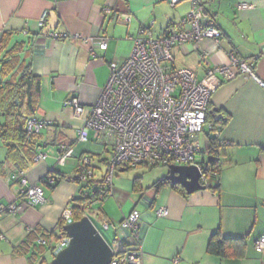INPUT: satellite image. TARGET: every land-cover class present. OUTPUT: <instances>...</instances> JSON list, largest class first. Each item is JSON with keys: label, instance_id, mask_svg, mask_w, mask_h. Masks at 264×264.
Returning <instances> with one entry per match:
<instances>
[{"label": "crops", "instance_id": "obj_1", "mask_svg": "<svg viewBox=\"0 0 264 264\" xmlns=\"http://www.w3.org/2000/svg\"><path fill=\"white\" fill-rule=\"evenodd\" d=\"M200 1L208 21L221 32L220 44L216 50L210 48L204 60L201 55L209 41L199 46L192 42L174 46V66L194 71L200 80L207 68L228 63V55L233 52L264 82V0ZM243 3L250 6L243 8ZM191 9V0L174 5L169 0H0V38L5 32L9 34L0 59L6 50L20 45L16 64L28 68L40 80L32 116L50 122L39 132L44 160L27 161L18 153H10L0 138V206L20 202L21 183L12 179L20 166L28 183L43 187L45 198L22 212L0 214V264H48L52 259L50 247L58 240L55 235H60L62 212L73 207L79 193L87 195L83 186L67 179L80 161L78 154L88 153L95 169L89 185L95 188L88 196L94 197L103 187V173L97 180L95 177L100 163L108 159L97 155L105 150L104 145L95 141L100 147L90 152L76 149V132L85 115L64 106L66 98L75 96L83 106L93 105L107 82L109 63L122 62L130 55L132 39L162 38L165 30L179 23ZM122 15H129L130 21L123 22ZM53 33L85 37L100 34L108 41L104 50L95 49L93 54L87 44L51 37ZM207 108L225 117L219 131L225 144L217 149L220 167L217 179L211 182L213 188L185 196L169 185L155 186L167 174L163 169L148 168L145 175L136 174L131 179L118 174L129 169L118 168L107 197H114L120 214L111 209L115 202L105 203L107 197L91 210L98 212L96 218L101 215L100 219L112 226L113 250H123L135 241L119 223L137 209L140 264H173L174 258L176 264H264V249H255L258 238L264 236V87L245 74L222 80L211 93ZM207 134L200 140L203 151ZM90 137L95 139V132ZM70 144L76 154L59 165L60 146ZM160 207L168 210L166 216L157 214ZM214 232L221 237L240 238L242 242L234 247L239 253L228 257L210 254L207 248ZM42 240L47 242L39 243Z\"/></svg>", "mask_w": 264, "mask_h": 264}, {"label": "built area", "instance_id": "obj_2", "mask_svg": "<svg viewBox=\"0 0 264 264\" xmlns=\"http://www.w3.org/2000/svg\"><path fill=\"white\" fill-rule=\"evenodd\" d=\"M171 5L180 0H169ZM192 9L179 22L170 25L162 38L136 37L133 40L130 55L122 62L109 63V76L101 89L95 103L89 107L83 106L77 97L68 96L64 106L71 107L77 115H85L84 123L77 129L76 139L88 142L90 132H95V141L104 145L109 152L105 164L101 189L91 198L90 206L104 200L111 194V186L118 168H153L170 165H195L200 170V181L209 186L204 167L208 160V151L201 149V136L206 131L213 134L217 145L225 142L219 138L221 128L213 127L206 122V111L211 93L220 85L222 80H230L237 75H248L256 80L261 87L264 82L257 78L248 63L229 53L228 63H220L206 69L204 76L198 80L194 71L174 66L172 48L187 42L199 46L209 41L208 49L201 55L206 59L207 53L216 50L221 41V32L208 23L204 9L198 0H191ZM250 5L241 4L247 8ZM45 12L42 14L43 21ZM123 22H129V15L120 16ZM54 38L76 39L88 45L91 53L95 49H105L107 37L103 35L82 36L79 34L64 35L50 34ZM222 117L219 113L215 121ZM50 122L43 118L29 117L25 128L29 134L39 133L47 128ZM57 163L63 165L66 158L74 155L72 147L60 146ZM203 154L202 160L196 159V154ZM46 154L39 152L34 161L44 160ZM87 158L80 161L79 171L74 172L68 180L75 181L90 179L92 170L86 169ZM21 188L18 192L19 203L0 206L1 213L16 214L30 206L45 201L44 189L39 184L28 183L20 171ZM17 175V177H18ZM216 175V173H213ZM15 177H12V179ZM168 210L160 207L157 214L166 216ZM139 211L132 209L120 221L119 227L128 231L135 241L123 250L113 251L109 264H140L139 257ZM62 221L68 224L73 219L72 206L67 207L61 215ZM105 228L107 224L105 223ZM2 235L0 233V239ZM64 235L52 246L57 253L68 244ZM40 243L44 244L45 240ZM256 251L264 249V236L255 243ZM177 258L173 259V264Z\"/></svg>", "mask_w": 264, "mask_h": 264}, {"label": "trees", "instance_id": "obj_3", "mask_svg": "<svg viewBox=\"0 0 264 264\" xmlns=\"http://www.w3.org/2000/svg\"><path fill=\"white\" fill-rule=\"evenodd\" d=\"M202 8L204 9V12L207 17V11L203 7L200 0H198ZM208 21V19H207ZM208 23H210L208 21ZM9 38L8 33H3L0 38V51L5 47V44ZM20 48V45L9 48L6 50V52L3 54L2 58L0 59V138L5 143V146L10 153H18L23 156V158L27 161H34V157L39 152L40 147L42 146L40 143V134L39 133H32L29 134L25 128L26 121L29 117H32L34 112L36 111L37 107V99L40 91V80L39 77L34 76L31 74L28 68L16 64V58L15 54L18 52ZM215 116L213 112L206 111V122L208 124H211L212 129L213 127L221 128L222 124L225 121V117L222 114V117L218 118L217 121H215ZM209 133V131H206ZM208 135V141H207V147L204 151H208L209 154L208 158L210 157L211 160H207V163L204 167L205 174H210V181L213 179H217L220 163L218 159L216 158V153L219 145L216 144L215 139L216 137L209 133ZM69 147H73L72 144L67 145ZM60 150V148H59ZM106 151V149L104 150ZM81 155L80 161L82 162L83 158L88 159V163L85 165L86 169L92 170L93 176L90 179L81 180L76 179L74 177V182L79 184L80 186H86L92 183L94 176H95V169L94 165H92L91 162V156H89L88 153L85 152ZM97 155H100L97 153ZM104 162V159H102ZM80 161L75 168V171L78 172ZM105 162H107V159H105ZM106 164V163H105ZM124 169H131V168H124ZM24 167L20 166L17 169V173L14 175V177H17L20 171L23 172ZM104 173V171H103ZM213 173H216V175H213ZM24 177V176H23ZM22 176H18L17 178H13L14 180H17L20 182V179ZM103 178V174H102ZM102 178L101 181L102 182ZM44 183H46L48 180L44 178L42 180ZM209 187L213 188V184L208 181ZM169 185L173 189L181 192L183 195H188V193L177 184H171L165 177H162L158 181L155 182V186L161 187ZM217 187V186H216ZM214 189H216L214 187ZM97 194V193H95ZM93 198V197H92ZM91 197L86 196L82 192L79 193L78 197L74 198V203L72 207L73 212V219L78 220L81 217H83L85 214L87 215V212L93 208V206H90L89 203L91 202ZM64 223L62 221V218L60 219V223L58 226V230L60 232V235H55L56 239L61 238L62 236L66 235L64 230ZM45 242H47L45 240ZM240 243L239 239L236 238H227V237H221L219 235V232H214L210 238L209 244H208V252L210 254H213L218 257H228L233 255H237L239 251L234 250V247H236V243ZM40 243V242H39ZM37 242V245H39ZM52 248V246L50 247ZM233 250V251H232ZM52 251V257L54 255L53 250ZM33 264V263H32Z\"/></svg>", "mask_w": 264, "mask_h": 264}, {"label": "water", "instance_id": "obj_4", "mask_svg": "<svg viewBox=\"0 0 264 264\" xmlns=\"http://www.w3.org/2000/svg\"><path fill=\"white\" fill-rule=\"evenodd\" d=\"M211 158H208V161ZM201 172L195 165H170L165 178L180 185L188 194L206 188L200 181ZM68 244L55 253L48 264H109L112 247L105 241L89 216L84 215L63 227Z\"/></svg>", "mask_w": 264, "mask_h": 264}, {"label": "rangeland", "instance_id": "obj_5", "mask_svg": "<svg viewBox=\"0 0 264 264\" xmlns=\"http://www.w3.org/2000/svg\"><path fill=\"white\" fill-rule=\"evenodd\" d=\"M90 134H93V132L91 131L90 132ZM75 145H76V149L78 150V151H81V150H86V151H88V152H90L91 150H93V149H95V148H97V147H100L96 142H95V139H92L91 137L89 138V141L88 142H85V143H83V142H79V141H77V139H76V143H75ZM106 150H109L108 148L106 149ZM95 152H98V151H95ZM109 152H107V151H102V149L100 150V157H105V158H108L109 156ZM203 154H200V153H198V154H196V159L197 160H202V158H203V156H202ZM94 163V162H93ZM100 169H98L97 170V173H96V176H100L102 173H103V171H104V169H105V164H103V163H100ZM138 168V167H137ZM140 168V167H139ZM148 168H146L145 167V169L143 168V169H135V168H132V169H129V170H125V171H123V172H119L118 174H127V175H129L130 176V178L132 179V178H134V176L136 175V174H143L144 173V175L146 174V173H148L149 171H145V170H147ZM151 169H153V170H158V169H163V171L165 172H167L168 171V167H165V166H157V167H153V168H151ZM149 170V169H148ZM115 173H117V172H115ZM167 175V174H166ZM165 175V176H166ZM99 176L98 177H95V180H97V178H99ZM144 178H146V176H144ZM212 182V180L210 181V175L208 176V179H207V182ZM76 185L77 186H80L79 184H77L76 183ZM90 185V184H89ZM89 185H86V186H83V189H84V192L87 194V195H89L90 193H92L93 191H90L92 188H95L94 186H92V187H89ZM86 195V196H87ZM115 202V199H114V197H107V199L105 200V203H107V205H112L113 203ZM116 204V205H115ZM115 206L114 207H111V209L113 210V211H115L116 212V214L118 215V214H120V211H119V209H118V203H116L115 202ZM96 205V204H95ZM94 205V206H95ZM97 206V205H96ZM95 206V207H96ZM98 212L97 211H93V212H91V211H88L87 212V215L89 216V218L91 219V221L93 222V224L95 225V227L98 229V231L100 232V234L102 235V237L105 239V241L111 246H113V243H114V240H113V233H112V226H110V227H108L107 226V228H105V223L103 222V220L102 219H100V217H101V215H99L98 216V218H96L95 216V214H97ZM120 224V223H119ZM56 242V241H55ZM54 242V243H55Z\"/></svg>", "mask_w": 264, "mask_h": 264}, {"label": "clouds", "instance_id": "obj_6", "mask_svg": "<svg viewBox=\"0 0 264 264\" xmlns=\"http://www.w3.org/2000/svg\"><path fill=\"white\" fill-rule=\"evenodd\" d=\"M74 154H76L75 151H74ZM203 185H204V184H203ZM85 215H86V214H85ZM87 216H88V215H87ZM106 224H107V223H106Z\"/></svg>", "mask_w": 264, "mask_h": 264}]
</instances>
